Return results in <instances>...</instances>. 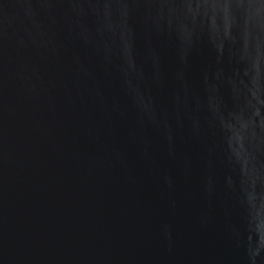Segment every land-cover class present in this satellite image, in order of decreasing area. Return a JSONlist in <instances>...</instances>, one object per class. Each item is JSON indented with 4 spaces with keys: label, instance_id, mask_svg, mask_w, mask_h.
<instances>
[{
    "label": "water",
    "instance_id": "obj_1",
    "mask_svg": "<svg viewBox=\"0 0 264 264\" xmlns=\"http://www.w3.org/2000/svg\"><path fill=\"white\" fill-rule=\"evenodd\" d=\"M0 264H264V0H0Z\"/></svg>",
    "mask_w": 264,
    "mask_h": 264
}]
</instances>
